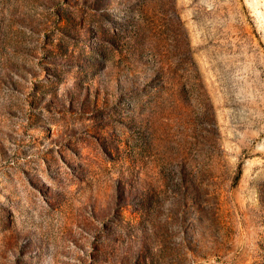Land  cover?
I'll list each match as a JSON object with an SVG mask.
<instances>
[{"label": "rangeland", "instance_id": "374dc122", "mask_svg": "<svg viewBox=\"0 0 264 264\" xmlns=\"http://www.w3.org/2000/svg\"><path fill=\"white\" fill-rule=\"evenodd\" d=\"M0 264H264V0H0Z\"/></svg>", "mask_w": 264, "mask_h": 264}]
</instances>
